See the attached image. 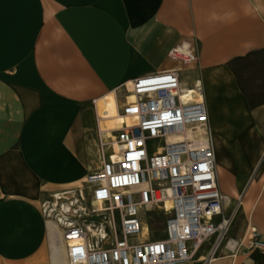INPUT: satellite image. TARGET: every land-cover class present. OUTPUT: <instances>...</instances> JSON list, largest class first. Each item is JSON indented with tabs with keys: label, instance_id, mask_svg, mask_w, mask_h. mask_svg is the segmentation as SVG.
<instances>
[{
	"label": "crops",
	"instance_id": "0c3cea01",
	"mask_svg": "<svg viewBox=\"0 0 264 264\" xmlns=\"http://www.w3.org/2000/svg\"><path fill=\"white\" fill-rule=\"evenodd\" d=\"M257 11L248 0H0V264H55L38 202L82 188L100 166L99 103L113 93L119 106L133 80L176 68L167 53L184 42L198 55L188 71L203 86L219 189L241 203L242 226L210 264H264V250L237 248L251 226L264 243V106L250 111L225 67L264 48Z\"/></svg>",
	"mask_w": 264,
	"mask_h": 264
},
{
	"label": "built area",
	"instance_id": "2783aa9c",
	"mask_svg": "<svg viewBox=\"0 0 264 264\" xmlns=\"http://www.w3.org/2000/svg\"><path fill=\"white\" fill-rule=\"evenodd\" d=\"M167 58L177 67L123 88L118 112L130 126L109 134L98 130L100 166L85 177L86 198L78 189L75 208L71 203L63 214L70 216L59 222L67 264H210L226 239L234 213L223 214L226 198L201 87L184 88L180 78L183 67L198 63L197 51L184 42ZM126 94L135 100L128 103ZM149 142L159 148L151 151ZM142 209L164 216L161 239L146 236ZM245 241L247 251L264 250L254 228L237 248ZM204 246L207 255L201 257Z\"/></svg>",
	"mask_w": 264,
	"mask_h": 264
},
{
	"label": "rangeland",
	"instance_id": "374dc122",
	"mask_svg": "<svg viewBox=\"0 0 264 264\" xmlns=\"http://www.w3.org/2000/svg\"><path fill=\"white\" fill-rule=\"evenodd\" d=\"M248 2L251 3L252 5H254L255 8L258 9L257 12L259 13V15L262 18H264V0H248ZM165 63L167 66H175L176 65L175 63L171 62L169 59H167V61ZM180 78H181V81L184 85L183 86L184 88L191 89L193 87L195 74L192 72H189L186 67L182 68ZM201 94L204 97V90H203L202 85H201ZM123 95L124 94H121L120 103L122 102ZM218 108H219V105L218 106L214 105L212 108L216 112V115L220 112V110H218ZM208 126H209V124H208ZM250 130L251 131L253 130L252 125L250 126ZM229 140L232 141L231 139H229ZM148 147L151 151H154L156 148H159V144L157 142H149ZM93 161H95V158L93 159ZM97 163H98V160L92 166V169L97 167ZM78 189L70 191V192H72V194H70V195L62 196L61 200H56L55 195H52L50 197H43L38 202V205L41 208V211H42L43 215L45 216V218L48 221H51L56 226L58 225L57 230L61 234H62V228H61L59 222L60 221L63 222L64 220H66L68 218V216H70V215H63L64 212H66L63 209V207L64 208H70L71 207L70 204L73 203V206L75 208L74 198H76V196L78 194ZM81 189H82V194H83L84 198H86V194H87L86 186L83 184ZM73 196H75V197H73ZM239 202H240L239 200H237V201L234 200L230 203L226 202L225 214L231 215L234 213V217H233L234 219H232V223L230 225L226 239L230 235L231 232L238 231V229L242 226V224H241L242 223V215H241V210H240L241 208L238 205ZM82 205H84L83 201H82ZM234 206H236V207L233 210ZM139 218H140V221L142 222V224L144 226L143 231L146 234H148L146 236L149 239L155 240V239H161L162 238V233L164 231V221H165V218L163 215L159 214V216H158L156 211L147 212V211H144L142 209L139 211ZM250 228H253V226H251ZM145 229H147V230L145 231ZM226 239L224 242H226ZM245 243H246V241L243 243L242 250L245 249L244 248Z\"/></svg>",
	"mask_w": 264,
	"mask_h": 264
},
{
	"label": "trees",
	"instance_id": "16d2710c",
	"mask_svg": "<svg viewBox=\"0 0 264 264\" xmlns=\"http://www.w3.org/2000/svg\"><path fill=\"white\" fill-rule=\"evenodd\" d=\"M225 67L233 75L248 109L264 106V48L232 58Z\"/></svg>",
	"mask_w": 264,
	"mask_h": 264
},
{
	"label": "bare ground",
	"instance_id": "6f19581e",
	"mask_svg": "<svg viewBox=\"0 0 264 264\" xmlns=\"http://www.w3.org/2000/svg\"><path fill=\"white\" fill-rule=\"evenodd\" d=\"M198 86L200 87L199 83ZM126 90H130V86L128 88H126ZM126 101L128 103H131L135 100L134 96H132L131 94H126L125 95ZM202 100H203V96H202ZM204 102V100H203ZM96 110V109H95ZM119 106L118 103L115 99V94H110L108 97V101L106 102L104 107L100 106V103L98 105V117L102 118L100 124L101 128L100 131L104 132L106 134H109L110 130H115L120 128L121 124H126L127 126H130V122L127 119L121 118V116L119 115ZM104 124L107 125L108 127L105 128ZM103 126V128H102ZM115 150H117V148L115 147ZM81 189V188H79ZM62 195H56L55 198L56 200H61L62 197H60ZM227 202V200H226ZM63 209L66 211V213L68 212V208H64ZM48 221V220H47ZM48 225L49 228H51L50 230V243H51V254H52V259L54 260L55 264H67L66 260H65V253H64V244L62 241V235L61 233H59V231L57 230V226L55 224H53L51 221H48ZM147 230V229H146Z\"/></svg>",
	"mask_w": 264,
	"mask_h": 264
}]
</instances>
